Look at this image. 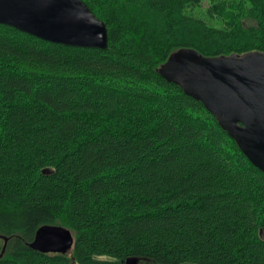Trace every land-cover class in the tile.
Wrapping results in <instances>:
<instances>
[{
	"label": "trees",
	"instance_id": "1",
	"mask_svg": "<svg viewBox=\"0 0 264 264\" xmlns=\"http://www.w3.org/2000/svg\"><path fill=\"white\" fill-rule=\"evenodd\" d=\"M109 48L0 24V264H264V173L159 70L264 52V0H83ZM44 225L71 253L30 248Z\"/></svg>",
	"mask_w": 264,
	"mask_h": 264
},
{
	"label": "water",
	"instance_id": "2",
	"mask_svg": "<svg viewBox=\"0 0 264 264\" xmlns=\"http://www.w3.org/2000/svg\"><path fill=\"white\" fill-rule=\"evenodd\" d=\"M0 24L57 45L109 48L106 23L83 0H0ZM159 73L202 102L250 163L264 173V52L202 57L181 50ZM4 241L2 254L8 239ZM74 243L69 229L44 225L29 246L44 254L67 255ZM139 262L133 257L125 264Z\"/></svg>",
	"mask_w": 264,
	"mask_h": 264
},
{
	"label": "rangeland",
	"instance_id": "3",
	"mask_svg": "<svg viewBox=\"0 0 264 264\" xmlns=\"http://www.w3.org/2000/svg\"><path fill=\"white\" fill-rule=\"evenodd\" d=\"M209 1L210 0H205L204 2V5H203V8L202 9H197L195 11H191L193 12V14H195L196 16L198 17H203L205 18L204 14H205V11L209 5ZM138 264H156V263H153L151 261H147V260H140V262Z\"/></svg>",
	"mask_w": 264,
	"mask_h": 264
}]
</instances>
